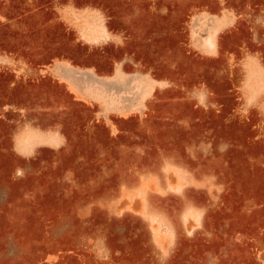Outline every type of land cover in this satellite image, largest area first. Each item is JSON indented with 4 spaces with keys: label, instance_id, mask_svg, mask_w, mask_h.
Listing matches in <instances>:
<instances>
[{
    "label": "rangeland",
    "instance_id": "374dc122",
    "mask_svg": "<svg viewBox=\"0 0 264 264\" xmlns=\"http://www.w3.org/2000/svg\"><path fill=\"white\" fill-rule=\"evenodd\" d=\"M0 264H264V0H0Z\"/></svg>",
    "mask_w": 264,
    "mask_h": 264
},
{
    "label": "crops",
    "instance_id": "0c3cea01",
    "mask_svg": "<svg viewBox=\"0 0 264 264\" xmlns=\"http://www.w3.org/2000/svg\"><path fill=\"white\" fill-rule=\"evenodd\" d=\"M60 57H62V59H69L71 62V65H73L74 67H78L80 69V72L78 74L79 79L75 77V80H74L76 82L78 81L79 83H81L84 80L83 79L84 76H86V78L88 79L89 78L96 79L98 77H104L106 75H111L113 72V68H114L113 61L108 59V57L105 56V54H102L98 51L96 52V54H93V52L86 51V52H80V53H75V54H70V55H62V56H58V59ZM63 62H64L63 60H62V63L60 60L57 63L48 62L46 64H43L44 68H41V70H44L47 73L46 77H48L51 74L50 72L53 69H57L58 73L62 72L65 75L66 66L63 64ZM120 66H121L122 72H125V74H128V70H129L128 62L123 57L121 59ZM92 76H96V78ZM51 81L54 84H61L62 89L65 91L67 90L66 79L55 77V79H52ZM73 99L75 98L74 96L71 95L69 100L72 101ZM18 104L19 103L16 101V98H14V100L10 98V101L8 104L1 103V105H9V106H14Z\"/></svg>",
    "mask_w": 264,
    "mask_h": 264
},
{
    "label": "bare ground",
    "instance_id": "6f19581e",
    "mask_svg": "<svg viewBox=\"0 0 264 264\" xmlns=\"http://www.w3.org/2000/svg\"><path fill=\"white\" fill-rule=\"evenodd\" d=\"M70 49V48H69Z\"/></svg>",
    "mask_w": 264,
    "mask_h": 264
}]
</instances>
